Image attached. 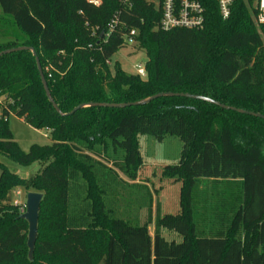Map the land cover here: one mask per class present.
I'll use <instances>...</instances> for the list:
<instances>
[{
  "label": "trees",
  "instance_id": "16d2710c",
  "mask_svg": "<svg viewBox=\"0 0 264 264\" xmlns=\"http://www.w3.org/2000/svg\"><path fill=\"white\" fill-rule=\"evenodd\" d=\"M196 1L205 9L203 29L163 31L162 9L146 0H103L99 8L86 0H0V53L36 49L64 114L82 104H133L174 93L264 116V26L255 24L256 1L236 0L227 20L217 0ZM118 14L125 27L105 42L101 35ZM92 27L99 28L96 37ZM133 29L148 57L146 78L119 65L115 73L110 69ZM11 115L50 131L53 145L23 152L8 126ZM141 135L183 142L180 162L163 170L181 184L180 212L158 215L153 236L152 220L136 226L112 216L102 183L105 171L125 183L116 169L138 179ZM111 147L124 151L122 160L108 155ZM0 155L42 167L25 179L0 162V264H264L262 119L177 97L125 109L85 108L62 118L46 97L33 54L17 52L0 58ZM202 180L212 190L238 186L239 192L211 194L215 203L198 226L194 191ZM15 188L43 194L39 228L45 213L53 222V236L38 231L33 260L23 254L28 223L4 204ZM77 189L85 194L81 200ZM163 230L182 241H168Z\"/></svg>",
  "mask_w": 264,
  "mask_h": 264
},
{
  "label": "rangeland",
  "instance_id": "374dc122",
  "mask_svg": "<svg viewBox=\"0 0 264 264\" xmlns=\"http://www.w3.org/2000/svg\"><path fill=\"white\" fill-rule=\"evenodd\" d=\"M255 1L257 2L258 0ZM147 61L148 57L146 52L139 49L137 43L134 46H128L118 51L111 58L109 65L112 73H115V67L119 65L126 73L136 75V67L139 65L145 66ZM8 126L15 142L25 153H29L33 146L46 147L53 145V136H51L50 131L37 130L15 115H11L10 118H8ZM139 150L143 160V166L139 172V180L137 183H134L117 169V174L125 183L121 182L115 175L109 174L107 171L103 173L102 183L105 185L104 187L107 192L106 202L108 209L112 211V216L130 222L132 225L136 226H143L152 220L150 231L153 236L158 215H177L180 212L181 184L173 179L163 177V170L167 166L177 165L180 162L183 142L177 136H167L165 140L158 141V139L152 136L141 135L139 137ZM108 155L112 158L122 160L125 153L121 149L115 152L113 147H111ZM101 161H103L104 165L114 167L106 158H102ZM0 162L5 164L11 172L25 179L34 176L41 171L42 168L39 163L26 168L1 155ZM96 170L101 176V170L98 167ZM79 182L82 183L81 180H79ZM212 187V183L207 180H202L199 187L194 191L197 213L196 221L198 226L199 223L201 224L204 218L203 216L208 214V211L215 203L214 197H212L211 194L214 196L223 194L227 197L239 192L238 186L229 189L228 186H223L213 190ZM16 190H21L22 192V196L19 197V199L14 195ZM77 192L78 195L81 196L80 200L83 199L85 194L83 195L82 191L79 189H77ZM28 194L26 188H15L11 191L10 195L4 199V204L13 205L15 214L22 216L26 213ZM16 199L19 200V206H14L13 204ZM52 223L50 214L45 213L39 228V234L42 238H48L54 235L55 230ZM162 235L168 241H176L177 243L182 241L181 237L168 230H163ZM23 254L27 257L29 251L23 249Z\"/></svg>",
  "mask_w": 264,
  "mask_h": 264
},
{
  "label": "built area",
  "instance_id": "2783aa9c",
  "mask_svg": "<svg viewBox=\"0 0 264 264\" xmlns=\"http://www.w3.org/2000/svg\"><path fill=\"white\" fill-rule=\"evenodd\" d=\"M130 0H124V5H129ZM236 0H217L221 17L227 20L231 16V10ZM90 5L99 8L103 5V0H86ZM147 3H153L156 8L162 9L163 19L161 21V29L163 31H171L177 28H187L200 30L205 25V9L196 0H146ZM257 15L255 23L257 26H264V0H258L255 4ZM89 26V24H86ZM125 27V23L121 21L120 14L115 15L109 24L108 31L103 32L101 38L107 42L118 29ZM99 31L98 27L91 28L92 37H96ZM138 30L133 29L124 35L125 46H134L137 44ZM92 46H90L91 48ZM110 64V62H109ZM137 73L141 78H146V67L139 65L136 67ZM14 195L17 199L22 196L21 190H16ZM13 202L14 206H19V200Z\"/></svg>",
  "mask_w": 264,
  "mask_h": 264
},
{
  "label": "water",
  "instance_id": "95a60500",
  "mask_svg": "<svg viewBox=\"0 0 264 264\" xmlns=\"http://www.w3.org/2000/svg\"><path fill=\"white\" fill-rule=\"evenodd\" d=\"M35 50L36 49L30 48V47H20V48H16V49H10V50H7V51L0 53V58L4 55H8V54H12V53L29 52L30 51L36 59L39 75H40V78L42 81L44 91L46 93V97L49 100L50 104L53 106L56 113L58 115H60L62 118L72 116L76 112H78L82 109H85V108L125 109V108H131V107L150 105L151 102L158 100V99H161V98L177 97V98H187V99H191V100L209 103V104L217 106V107H219L225 111H232V112H236V113H239L242 115H248V116H252V117L264 120V116L261 114H257V113H253V112H247V111H244L241 109L222 105L221 103L216 102V101H214L210 98H207V97L197 96V95H189V94H174V93L158 94V95L151 97L150 99L148 98L146 100L136 102L133 104L132 103H130V104H99V103L82 104V105L78 106L77 108H75L71 113L64 114L59 109L58 105L56 104V102L54 101V99L50 93L48 83H47V80L45 78L44 71L42 69L43 66L41 65L40 58L38 57V54ZM43 197H44L43 194H40V193H29L27 195V201H26V213L21 216V219L26 221L28 223V226H29V235H28L27 245L29 248V259L30 260H33L35 249H36V243H37V240H39L38 239V231H39V223H40L39 222V216H40V210H41V204L43 201Z\"/></svg>",
  "mask_w": 264,
  "mask_h": 264
},
{
  "label": "crops",
  "instance_id": "0c3cea01",
  "mask_svg": "<svg viewBox=\"0 0 264 264\" xmlns=\"http://www.w3.org/2000/svg\"><path fill=\"white\" fill-rule=\"evenodd\" d=\"M123 180V179H122ZM138 180H139V177H138V179L136 180V181H133L134 183H137L138 182Z\"/></svg>",
  "mask_w": 264,
  "mask_h": 264
}]
</instances>
